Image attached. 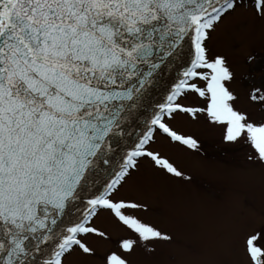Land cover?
I'll list each match as a JSON object with an SVG mask.
<instances>
[{"label": "snow or ice", "instance_id": "1", "mask_svg": "<svg viewBox=\"0 0 264 264\" xmlns=\"http://www.w3.org/2000/svg\"><path fill=\"white\" fill-rule=\"evenodd\" d=\"M178 122L243 154L196 243ZM0 264H264V0H0Z\"/></svg>", "mask_w": 264, "mask_h": 264}, {"label": "rangeland", "instance_id": "2", "mask_svg": "<svg viewBox=\"0 0 264 264\" xmlns=\"http://www.w3.org/2000/svg\"><path fill=\"white\" fill-rule=\"evenodd\" d=\"M234 63L242 65V57L240 55L234 57ZM246 75L247 73L241 67L238 73V82L234 85L241 97V107L245 108L247 107L245 96L250 87L248 80L245 78ZM175 126L182 131H190L198 135L205 149L200 156H188L179 150H173L168 153L179 168L193 177L194 182L192 184H177L173 186L182 192L183 200L191 207H182L174 201L161 200L158 204V209L163 214L146 219H150L161 227H170L172 226L173 216L182 214L185 220L181 229L183 238L188 242L196 243L199 242V237L193 229L197 220L193 208L206 210L213 208V205L206 198L205 192L218 193L227 190L235 182L232 165L241 163L243 154L241 153L238 158L233 159L220 151L217 136L201 135V130L198 127L186 125L184 122H178ZM204 157H207V159Z\"/></svg>", "mask_w": 264, "mask_h": 264}]
</instances>
